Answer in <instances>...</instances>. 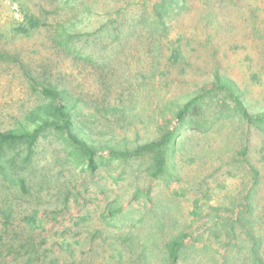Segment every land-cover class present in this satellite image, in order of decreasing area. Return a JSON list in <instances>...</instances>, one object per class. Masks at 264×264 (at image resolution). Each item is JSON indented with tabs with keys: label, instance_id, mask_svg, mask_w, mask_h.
<instances>
[{
	"label": "rangeland",
	"instance_id": "obj_1",
	"mask_svg": "<svg viewBox=\"0 0 264 264\" xmlns=\"http://www.w3.org/2000/svg\"><path fill=\"white\" fill-rule=\"evenodd\" d=\"M57 1L19 0L43 16V25L25 35L13 32L22 20L17 4L0 0V52L8 57L0 60V132L17 128L30 110L45 103L37 92L41 84L79 98L84 114H95L90 122L92 140L118 148L157 138L158 127L166 121L173 125L176 107L199 88L210 86L214 73L235 82L248 113L264 114V0H182L185 9L170 20L165 39L156 36L158 43L135 35L113 49L100 41L104 55L115 50L107 67L84 64L56 45L53 26L70 16L73 20L57 8ZM144 2L149 9L155 0H91L93 14L82 17L84 24L75 29L84 28L86 32L77 33L85 34L105 21L130 17ZM172 49L180 54L174 63L167 59ZM180 140L173 160L179 182L169 186L146 178L138 162L130 175L121 168L102 172L103 178L73 170L68 179L70 171L62 155H56L61 147L51 139L41 141L28 193L0 176V264H25L29 256L34 257L32 264L46 258L54 264H142L137 238L133 233L126 237L137 231V223L133 228L125 220L122 235L104 226L101 217L109 202L123 212L132 209L135 219L159 217L162 227L141 226L157 235L159 248L181 232L186 243L200 236L195 245L202 248V264L235 256L232 246L240 239L250 247L241 224H233L238 239L211 233L214 222L231 223L244 211L251 237L259 238L258 254L264 263V133L231 120L207 135L188 131ZM121 173L116 182L113 178ZM65 179L71 185L64 192ZM84 182L88 185L81 189ZM146 188L149 199L134 196L136 189ZM195 200L198 217L192 215ZM35 210L38 225L32 226L27 218ZM63 241L71 246H62ZM245 253L236 264H251ZM156 263L157 259L151 262Z\"/></svg>",
	"mask_w": 264,
	"mask_h": 264
},
{
	"label": "trees",
	"instance_id": "obj_2",
	"mask_svg": "<svg viewBox=\"0 0 264 264\" xmlns=\"http://www.w3.org/2000/svg\"><path fill=\"white\" fill-rule=\"evenodd\" d=\"M12 1L17 4L22 15L21 22L13 28V32L27 35L43 25L42 15L27 9L25 4L19 0ZM90 2L91 0L57 1V8L65 14H71L73 20L70 19V16L56 23L53 26V32H57V34L53 40L65 54L84 62V64L96 67H107L106 62L113 55L111 53L115 51L113 49L128 44L135 35L137 38L152 37V41H157V43L159 38L156 36L160 37V40L165 39L166 32H169L170 20L177 16L182 9H185L182 0H155L149 9L146 8L144 2L141 4V8L137 9L135 15L121 18V20L105 21L89 33H77L86 32L83 31L84 28L80 30L75 29V27L84 24L85 21L81 19L82 17L88 18L93 14L92 8L95 3ZM117 15L120 17V13ZM104 40L113 47L106 55H104L103 50L99 49L100 41ZM156 47L159 48L160 45ZM179 58L178 50L172 49L167 59L168 62L174 63ZM4 59L6 60L8 57L0 52V60L4 61ZM37 92L44 97L45 103L38 104L30 110L17 128L0 132V176L3 181L18 187L24 193H28L29 187H32L28 180L37 167L40 142L47 139H51L61 147L60 151H56V155L58 157L62 155L61 161L70 171L69 176H67L68 179L72 177L73 170L76 174L103 178L102 172L108 173L121 168L128 171L127 173L130 175L133 173V166L137 165L138 162L143 167L142 173L146 178L161 181L169 186L179 182L173 160L181 145L180 139L186 132L191 131L207 135L214 131L220 123L237 120L247 127L256 128L264 133V114L251 115L248 113L235 82L219 73L213 74L210 86L199 88L176 107L172 113L173 125L172 122L166 121L164 125L158 127L157 138L132 148H118L116 145H103L94 142L90 122L95 114H84L79 98L71 99L65 90H59L50 84H41V89ZM104 151L107 152L103 154ZM245 153L246 147L244 146L241 155L244 156ZM244 160L247 163L246 158ZM121 175L122 173L113 179L117 182ZM61 184L65 192L66 187L71 185V180L65 179ZM87 185L84 182L80 183L79 187L85 189ZM97 186L100 189L104 188L98 184ZM134 196L149 199V189L146 188L144 191L136 189ZM63 199L66 200L67 198L63 197ZM65 200L64 202H66ZM194 203L192 215L198 217L197 201L195 200ZM247 209L249 210L250 207ZM37 213L38 211L35 210L27 218L29 225H38ZM132 214V209L123 212L116 203L109 202L101 218L105 227L117 229V235H122V227L126 225L125 220H129L131 222L130 227L133 228L137 223V231L132 232L130 230L129 236L126 237L129 239L131 233L137 235L136 237L132 234L133 237L137 238L139 246L137 259L142 264H151L156 259L158 264H202V248L195 245V241H198L200 236L191 238V241L186 243L187 236L181 232L165 241L163 247L159 248L156 242L157 235L148 233L144 228H141V226H145V223L151 224L150 228H153L152 223L162 227L157 222L159 217L157 218L155 215L154 218H150L151 220H147L149 218H146L145 215H140L135 219ZM78 219L81 221L85 217L82 216ZM233 224H241V227L239 226L240 232L249 238L250 247L244 244L245 240L240 239L238 244L232 246L236 248L235 256H225L222 263L213 260L212 263L236 264V261L239 260L238 256L247 251L245 260L251 264H264L258 254L259 238L251 237V231L248 228L250 220L245 219L244 211H239L236 220L231 223H228L227 220H224V223L221 220L214 222L211 233L216 237L221 236L225 239L235 237L238 239L239 236L233 232ZM116 237L118 240L120 239L119 236ZM119 241L125 243L126 239L121 238ZM130 244L133 248L132 239ZM62 246L71 245L67 241H63ZM33 260L34 257L29 256L25 264H32ZM54 263V260L46 258L42 264Z\"/></svg>",
	"mask_w": 264,
	"mask_h": 264
}]
</instances>
